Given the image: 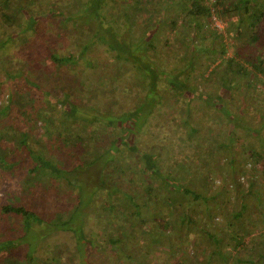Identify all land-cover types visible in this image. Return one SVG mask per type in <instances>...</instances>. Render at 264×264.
<instances>
[{
	"label": "trees",
	"instance_id": "1",
	"mask_svg": "<svg viewBox=\"0 0 264 264\" xmlns=\"http://www.w3.org/2000/svg\"><path fill=\"white\" fill-rule=\"evenodd\" d=\"M0 191V264H264V0H0Z\"/></svg>",
	"mask_w": 264,
	"mask_h": 264
},
{
	"label": "rangeland",
	"instance_id": "2",
	"mask_svg": "<svg viewBox=\"0 0 264 264\" xmlns=\"http://www.w3.org/2000/svg\"><path fill=\"white\" fill-rule=\"evenodd\" d=\"M225 24H224V21L222 22V20H220V19H216V20H214L212 23H211V27H216V28H219V29H221V30H223V32H224V28H225ZM209 36V35H208ZM211 40V37L209 36V39L207 40V42H209ZM231 40V39H230ZM178 51H181V47H179L178 48ZM231 53V50H229V54ZM177 54L179 55V52H177ZM215 78H217V76L215 77ZM215 81H217V80H211L210 82H208L207 84H205V87L206 88H209V89H213L214 87H215V85H216V82ZM243 178V177H242ZM194 183H196L197 182V178H192L191 179ZM243 180V179H242ZM217 182H219V179H217ZM1 192V191H0ZM22 254L23 255H25V251H24V253L22 252ZM23 255H20L19 256V258L23 261ZM65 260L67 259V257H65L64 258Z\"/></svg>",
	"mask_w": 264,
	"mask_h": 264
}]
</instances>
